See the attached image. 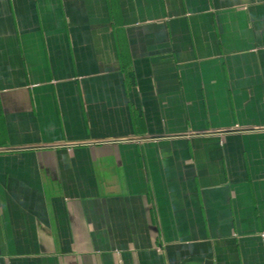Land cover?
<instances>
[{
    "label": "crops",
    "instance_id": "1",
    "mask_svg": "<svg viewBox=\"0 0 264 264\" xmlns=\"http://www.w3.org/2000/svg\"><path fill=\"white\" fill-rule=\"evenodd\" d=\"M0 264H264V0H0Z\"/></svg>",
    "mask_w": 264,
    "mask_h": 264
}]
</instances>
